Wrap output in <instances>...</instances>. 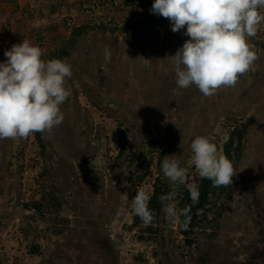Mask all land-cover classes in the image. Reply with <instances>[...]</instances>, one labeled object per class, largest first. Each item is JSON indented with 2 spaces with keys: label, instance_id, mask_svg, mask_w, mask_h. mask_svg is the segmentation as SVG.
<instances>
[{
  "label": "rangeland",
  "instance_id": "rangeland-1",
  "mask_svg": "<svg viewBox=\"0 0 264 264\" xmlns=\"http://www.w3.org/2000/svg\"><path fill=\"white\" fill-rule=\"evenodd\" d=\"M152 3L0 0V62L22 40L47 53L78 25L96 33L64 60L72 77L62 123L41 143L34 133L0 139V264H264L263 23L248 38L251 69L206 97L194 85L177 87L169 58L189 38L152 14ZM232 131H244L236 174L210 198L220 214L201 220L194 245L163 208L155 234L132 226L131 199L138 190L151 195L155 179L178 202L181 185L164 177V157L174 155L195 183L191 141L207 137L223 155Z\"/></svg>",
  "mask_w": 264,
  "mask_h": 264
},
{
  "label": "clouds",
  "instance_id": "clouds-1",
  "mask_svg": "<svg viewBox=\"0 0 264 264\" xmlns=\"http://www.w3.org/2000/svg\"><path fill=\"white\" fill-rule=\"evenodd\" d=\"M261 9L264 0H153L150 12L167 18L172 32L183 29L182 35L189 38L169 58L177 87L194 85L207 97L221 87L235 86L257 59L248 38L255 36L264 23ZM42 55L43 50L28 40L4 52L6 60L0 62V139L50 132L62 123L60 106L71 95L67 81L72 77V68L63 60L46 61ZM189 147L191 165L201 179L216 187L232 184L235 169L209 138L197 136ZM160 163L165 178L174 186L187 187L194 206L199 186L187 182L189 169L182 167L174 155L164 157ZM175 196L172 191L159 199L165 202L163 211L170 222L186 230L190 207L178 208ZM149 200L145 190L136 191L131 199L132 211L146 225L154 219Z\"/></svg>",
  "mask_w": 264,
  "mask_h": 264
},
{
  "label": "trees",
  "instance_id": "trees-1",
  "mask_svg": "<svg viewBox=\"0 0 264 264\" xmlns=\"http://www.w3.org/2000/svg\"><path fill=\"white\" fill-rule=\"evenodd\" d=\"M264 12V10H263ZM138 20L136 19L133 23L136 24ZM153 22H157L156 20H153ZM101 29V31H105L107 28L100 24L96 29ZM263 30H264V23H263ZM115 31V29H114ZM96 33L90 27L86 24H81L76 27H74L71 30V33L69 34L68 38L60 43L56 49L49 50L47 53H43L42 59L44 60H50V59H59V60H65L68 58L71 54V51L73 47L80 41L85 40L88 38V36H94ZM244 131H232L230 134L228 140L224 143L223 146V156L227 157L231 162L233 158H238V152L241 148V139L243 138ZM36 140L41 143L42 142V133L37 132L34 133ZM118 140L120 143V148L122 150L126 149L128 146V141L126 140L125 133L119 129L118 130ZM233 153V156H232ZM199 186V198L198 202L193 206L192 202L189 197V192L187 190V187L184 185H181L179 189V196L177 197L178 200V208H184L185 206L190 207V222L188 224V227L186 230H181L177 227L179 235L183 238L184 243L188 246H192L195 244L196 239L195 236L197 235V229L201 227V220L207 216V214L213 216L210 217L211 222H215L218 219L219 212L214 211L212 209H209L207 206L210 204V198L217 196L218 190H222L220 187L213 186L212 182L207 179H201L198 175V180L195 182ZM168 188L162 184L160 179H155L154 186L151 190L150 200L148 201V207L153 211L154 219L150 224H144L143 221L136 215L132 226L137 227L144 225L145 230H148L150 232H154L155 229L154 226L156 223H158V220L160 218L161 210L164 206L165 202H162L159 198L162 195H167L169 191L167 192ZM183 219V217L181 218Z\"/></svg>",
  "mask_w": 264,
  "mask_h": 264
}]
</instances>
